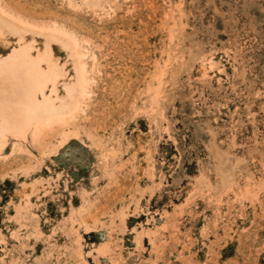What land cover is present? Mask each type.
<instances>
[{"label":"rangeland","instance_id":"1","mask_svg":"<svg viewBox=\"0 0 264 264\" xmlns=\"http://www.w3.org/2000/svg\"><path fill=\"white\" fill-rule=\"evenodd\" d=\"M68 2L0 0L25 27L0 20V58L42 59L52 30L89 51L79 97L52 40L65 73L44 95L76 118L6 130L0 264H264V0ZM213 140L224 189L197 180L220 179Z\"/></svg>","mask_w":264,"mask_h":264},{"label":"bare ground","instance_id":"2","mask_svg":"<svg viewBox=\"0 0 264 264\" xmlns=\"http://www.w3.org/2000/svg\"><path fill=\"white\" fill-rule=\"evenodd\" d=\"M86 1L89 2L90 0ZM103 1L104 0H95L91 5L99 6ZM69 2L77 5L76 0H69ZM0 20L6 23L7 26L13 27L14 30L25 28L20 22L13 19L1 6ZM46 33L48 35V41L42 59L33 56L28 50L15 51L6 59L0 58V119L3 120L1 123L2 127H0L3 138L0 139V150L4 148L6 130L9 128L21 132L26 130L40 132L47 127H52L54 123H61L65 120H70L75 116V110L79 105L78 100L72 104L62 98L60 103L56 104L52 98L45 97L44 95L45 90L51 85L52 92H57V83L65 73L64 65L61 64L54 53L53 42L59 41L64 47L71 51L72 55L75 56L74 63L77 77L76 81L71 85L69 93L72 94L73 92H76L79 97H85L87 94L88 71L85 62L83 61L85 59H81L85 52H82V54L81 51L77 50V41L68 34L56 30L47 31ZM0 35H3L2 26H0ZM86 52L88 53L89 51ZM159 75H161L160 84L157 91L158 94H156L159 98H162L167 73L163 72ZM157 88L158 86L156 87V90ZM156 97L157 96H154V98ZM76 117L77 116H75V118ZM62 139L63 141L68 139V134L64 133ZM211 143L213 146L210 145L209 149L212 150L217 148L218 151L216 158L219 160L220 167L218 171L220 172V179L217 181L216 186H214L205 172H202L197 180L200 185L203 184L211 189H218L220 187L224 189L235 182V176L228 174L225 167V163H227L226 160L230 158V156L229 153L223 152V150L220 151L215 140Z\"/></svg>","mask_w":264,"mask_h":264}]
</instances>
